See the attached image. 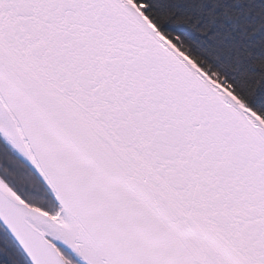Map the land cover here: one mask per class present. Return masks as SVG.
I'll list each match as a JSON object with an SVG mask.
<instances>
[{
  "label": "snow or ice",
  "instance_id": "6c2138e0",
  "mask_svg": "<svg viewBox=\"0 0 264 264\" xmlns=\"http://www.w3.org/2000/svg\"><path fill=\"white\" fill-rule=\"evenodd\" d=\"M0 264H264V0H0Z\"/></svg>",
  "mask_w": 264,
  "mask_h": 264
}]
</instances>
